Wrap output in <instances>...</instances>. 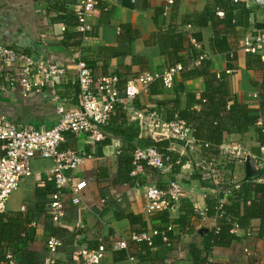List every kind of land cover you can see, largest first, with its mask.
Here are the masks:
<instances>
[{
	"label": "crops",
	"instance_id": "0c3cea01",
	"mask_svg": "<svg viewBox=\"0 0 264 264\" xmlns=\"http://www.w3.org/2000/svg\"><path fill=\"white\" fill-rule=\"evenodd\" d=\"M166 1L115 0L109 15L101 14L92 18V30L84 36L81 53L92 69L94 81L109 76H121L124 81H131L142 73L162 74L176 65L199 67L200 58L205 56L211 63L212 72L219 77L225 75L232 82V95L229 98L231 110H238L241 105L259 108L264 71L248 68V56L241 50V44L246 38L264 32V0H237L236 8L230 11L223 8L228 0H176L170 7L165 6ZM78 2L0 0V47L11 46L37 60L59 63L66 73L59 79L57 88L70 109L81 105L77 57L55 37L65 31H80L78 26L57 25L53 20L64 9L68 13L75 12ZM219 5L223 9L217 11ZM219 12L224 13V16H219ZM123 26L129 27L124 29ZM63 27H66L65 31ZM196 42L199 47L195 46ZM43 48L47 49L46 54H43ZM0 72V85H3L8 72L4 73L1 69ZM157 83L160 85L157 86ZM121 84L118 85L121 87ZM205 89L203 79L184 81L179 73L171 88H165L160 80H156L143 89L135 101V108L138 111L158 112L165 120L172 121L179 118L176 101H180V109L183 110L189 93L199 97ZM0 114L15 124L35 127L52 128L59 121L50 88L27 97L16 90L0 92ZM128 119L130 124L139 125L133 113L128 114ZM263 122H259L258 126ZM142 134L153 137L143 131ZM108 138L110 143L101 146V155L98 157L95 156L98 144L88 135L67 136L63 149L77 150L83 156L73 186L78 182H86L87 186L80 192L81 203L77 205L72 202L75 197L73 190L65 192L66 211L59 223L52 220L49 210H41L42 213L36 210L38 189H45L48 184L54 186L51 173L55 163L41 157L34 161L33 175L21 182L5 212L22 213L29 218L21 225L19 243L11 245L10 250L26 249L45 255L48 252L46 245L50 230L63 227L83 233L85 240L92 245L105 244L108 253L102 264H194L190 247L196 244L198 248H203L201 231L204 228L213 229L212 222L201 220L197 210L216 199L231 205L232 194H222L219 189L222 186L244 183L254 199L253 183H264L262 174L255 177L253 182L245 181L247 157L253 156L257 170L263 171L260 168V145L255 129L244 136L229 134L226 137L220 160L215 163L221 178L220 184L207 166L201 164L200 147L192 145L190 160L179 173L172 170L168 173L146 170L145 175L149 178L147 186H110V182L116 179V162L125 147V141L116 136L108 135ZM232 165L234 171L229 169ZM100 170H107L110 179H99ZM175 178L185 187V198L173 209L158 205L153 212H148V186L162 185L167 188ZM189 211L195 212L198 218L191 214L187 216L189 225L186 229L189 232L182 235L177 231L180 218ZM172 222L178 228L169 236L168 242L160 237L155 240L153 247H148L130 240L133 233L162 230ZM259 225V221L252 222V236L248 237L246 230L240 231L229 248L214 249L208 259L215 264H264V238L259 237ZM121 241H128V249L113 250L114 244ZM74 248V245L65 242L59 252L58 262L65 263L68 256L74 253Z\"/></svg>",
	"mask_w": 264,
	"mask_h": 264
},
{
	"label": "built area",
	"instance_id": "2783aa9c",
	"mask_svg": "<svg viewBox=\"0 0 264 264\" xmlns=\"http://www.w3.org/2000/svg\"><path fill=\"white\" fill-rule=\"evenodd\" d=\"M233 1L237 2V0ZM175 2L176 0H167L165 6L170 7ZM78 3L75 10L79 21L78 29L87 36L92 30V18L110 11L115 0H79ZM218 14L221 17L224 16L222 12ZM62 30L65 31L66 27H63ZM195 46L199 47V44L196 42ZM241 50L244 54L259 56L264 62V32L256 37L246 38L241 44ZM76 57L81 105L79 108L70 109L59 95L57 88L59 79L66 73L59 63L37 60L35 57L11 46L0 47V69L4 73L8 72L6 83L0 85V92L16 90L18 94L27 97L33 94H41L45 89L50 88L55 103V111L59 118L54 127L45 128L15 124L4 114H0V214L7 211L9 200L19 190L21 182L33 175V163L38 157H41L55 163L51 176L56 192L50 197L49 211L54 222H61L66 211L65 192L69 189L73 190L75 197L72 202L77 205L81 203L80 192L87 186L86 182H78L73 186L76 173L82 165L83 156L77 150L63 149L67 136L88 135L95 143H102L108 138L103 127L109 124L117 104L124 105L129 114H134L135 120L144 133L153 135V137L159 135L186 141L191 146L197 145L193 135L194 130L186 121L179 118L167 121L158 112L138 111L135 108V101L142 90L148 88L156 80H160L165 88H171L176 75L183 70L182 65L169 68L162 74L151 72L140 74L139 77L128 82L123 90L124 97H121L117 76L104 77L94 81L92 69L83 59L82 53L79 52ZM204 60L206 57H201L200 63ZM135 159L134 176L143 172L142 161L147 162L150 167L162 173H168L172 170L163 157L153 149H138L135 153ZM259 162L260 168L264 170V146L260 148ZM201 164L207 166L208 171L220 184L221 178L216 164L203 160ZM69 172L71 175H68ZM240 188L241 186L236 184L233 189L224 193L232 194L234 190ZM147 190L146 209L148 212H153L155 206L158 205L165 209H173L186 196L185 187L177 179H172L169 182L167 190H159L154 185L148 186ZM225 205L223 201H218L215 207L217 213L213 218L208 216L211 210L208 205L197 210V214L203 221L212 222V228L218 230L217 219L224 217L223 207ZM177 228V225L172 222L162 230L152 229L133 233L130 240L138 245L153 247L157 238L161 237L165 242H168L169 236L176 232ZM240 231L237 222H235L230 233L239 235ZM246 232L248 237L254 234L251 228ZM61 246V241L55 238L49 239L50 256L46 259L45 264H58ZM128 246V241H121L114 244L113 250H126ZM246 252H248L247 249ZM107 253L108 250L104 244L95 250H83L84 264H102ZM7 257L10 261L9 264H17L12 254ZM131 260L135 261L134 258Z\"/></svg>",
	"mask_w": 264,
	"mask_h": 264
},
{
	"label": "trees",
	"instance_id": "16d2710c",
	"mask_svg": "<svg viewBox=\"0 0 264 264\" xmlns=\"http://www.w3.org/2000/svg\"><path fill=\"white\" fill-rule=\"evenodd\" d=\"M225 8L227 11L234 10L236 3L233 0H228ZM217 11L222 10V6H217ZM111 12H103L102 15H109ZM57 25L78 26L76 12L68 13L66 9L62 14L53 20ZM129 26H123L127 29ZM84 33H69L65 31L61 36L55 37L56 41L61 43L70 52L78 54L81 52L84 41ZM248 56V68L259 69L264 71V62L259 56L246 54ZM264 73V72H263ZM184 81H191L196 79H203L205 82V91L199 97L196 94L189 93L185 102V108L180 109V101H176V109L178 110V117L184 120L194 130V138L197 145L201 149V158L206 162L217 163L220 160L222 151L221 148L226 142V137L229 134H236L244 136L251 129L257 131V141L260 148L264 146V122L262 126L258 123L264 120V74L263 81L260 86L259 93V108L252 109L248 105H241L238 110H231L229 107V98L232 95V82L230 78L225 75L219 77L217 73L211 71V63L207 60L201 62L199 67L195 66L189 68L183 65L181 72ZM120 76V75H119ZM139 77V75H138ZM121 87V97H124L123 90L128 84V80L124 81L120 76L118 77ZM157 86L160 84L157 83ZM163 86V84H162ZM128 111L122 104H117L114 113L108 125L103 127V131L110 136L120 137L125 141V147L117 158V175L116 179L111 183L113 187H144L149 183V178L145 175L146 170H155L150 167L147 162L142 161L143 172L138 175H133L136 170L135 153L138 149H153L160 154L166 161L168 166H171L174 173H179L183 166L190 160L191 145L186 141L176 140L170 137L154 136L145 137L142 134L140 126L136 123L130 124L128 119ZM110 143V138H107L102 143H97L95 149V156L100 157L101 146H106ZM92 150V148H89ZM234 171V166L229 167ZM262 174L264 170L258 171L255 177ZM247 178L246 182H253L255 178ZM99 179H110L107 170H100ZM176 179V178H175ZM236 184H229L228 186L220 187V191L224 194L225 191L233 189ZM241 188L234 190L231 197V205H225L223 211L225 213L223 218H218V230L204 228L206 233L201 231V236L204 238L203 248H198L196 244L190 247V253L194 264H215L208 259V255L214 249H227L232 245V242L238 238V235L230 233L233 224L237 222L239 229L248 230L254 221H259V237L264 238V183H253L255 198H251L248 188L243 184H239ZM156 186V185H155ZM159 190H167L162 185H157ZM56 192L55 184H48L45 189H38L37 191V208L39 213L41 210L48 211L50 205V197ZM50 196L49 198H46ZM218 199L211 200L207 203L211 210L208 213L210 218L216 216L215 209L218 204ZM198 218L195 212H188L180 218V228L177 231L183 235L189 232L186 228L188 224V215ZM200 217V216H199ZM201 218V217H200ZM29 220L28 217L22 213H3L0 214V264H9L8 253L13 251L15 262L17 264H45L49 257L48 241L55 238L61 241V251L65 242L68 245H74V253L68 256L67 261L63 264H84L83 250H95L101 244L92 245L84 238L83 233L79 231H69L65 228H55L50 230V238L47 240L48 252L45 255L28 251L26 249H19L15 251L10 250V246L18 244L20 240V231L22 223ZM202 220V219H201ZM139 231L137 233H141ZM68 237L70 239H68ZM66 239V240H65ZM105 245V244H104ZM77 246V247H76ZM106 246V245H105ZM107 248V247H106ZM108 250V249H107ZM58 264H61L58 262Z\"/></svg>",
	"mask_w": 264,
	"mask_h": 264
},
{
	"label": "water",
	"instance_id": "95a60500",
	"mask_svg": "<svg viewBox=\"0 0 264 264\" xmlns=\"http://www.w3.org/2000/svg\"><path fill=\"white\" fill-rule=\"evenodd\" d=\"M43 54H46L48 51L46 48L42 49ZM258 174V170L256 167V160L253 156L247 157L246 160V176L247 178L255 177ZM207 230H204L202 232L206 233Z\"/></svg>",
	"mask_w": 264,
	"mask_h": 264
},
{
	"label": "rangeland",
	"instance_id": "374dc122",
	"mask_svg": "<svg viewBox=\"0 0 264 264\" xmlns=\"http://www.w3.org/2000/svg\"><path fill=\"white\" fill-rule=\"evenodd\" d=\"M16 192H17V191H16ZM16 192H15V193H16ZM12 196H13V195H12ZM12 196H11V197H12ZM10 199H11V198H10ZM9 201H10V200H9Z\"/></svg>",
	"mask_w": 264,
	"mask_h": 264
}]
</instances>
